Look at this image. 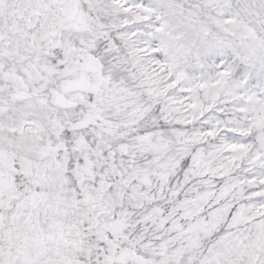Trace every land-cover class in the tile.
<instances>
[{
	"label": "snow or ice",
	"instance_id": "obj_1",
	"mask_svg": "<svg viewBox=\"0 0 264 264\" xmlns=\"http://www.w3.org/2000/svg\"><path fill=\"white\" fill-rule=\"evenodd\" d=\"M0 264H264V0H0Z\"/></svg>",
	"mask_w": 264,
	"mask_h": 264
}]
</instances>
